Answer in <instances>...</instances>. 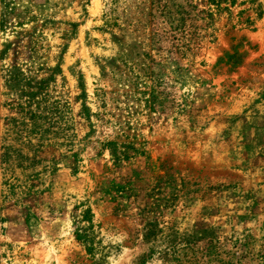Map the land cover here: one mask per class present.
Instances as JSON below:
<instances>
[{
  "label": "rangeland",
  "instance_id": "rangeland-1",
  "mask_svg": "<svg viewBox=\"0 0 264 264\" xmlns=\"http://www.w3.org/2000/svg\"><path fill=\"white\" fill-rule=\"evenodd\" d=\"M160 2L0 4V264H264V0Z\"/></svg>",
  "mask_w": 264,
  "mask_h": 264
},
{
  "label": "trees",
  "instance_id": "trees-1",
  "mask_svg": "<svg viewBox=\"0 0 264 264\" xmlns=\"http://www.w3.org/2000/svg\"><path fill=\"white\" fill-rule=\"evenodd\" d=\"M18 0H0V4H4L7 8V12L5 13V16L11 15L15 11V5ZM117 1V0H115ZM161 0H152V4L157 3L158 5L161 4ZM169 1V0H166ZM187 3L186 7L180 8V10L177 11L178 14V21L176 30H178V33L174 32V39L177 42L176 49L177 52H181L183 48H185L186 43L184 42V39L186 38L187 32L189 30H192V27L197 24L198 21H203V24L209 17L213 15L215 12H220L221 10L226 9L225 6H222L223 4L227 3H233L234 0H183ZM115 4L110 5L109 12H113L115 9ZM166 7V4H163V8ZM107 14V13H106ZM4 15V13H0V18ZM18 25H21V23H18ZM3 24L0 19V29L2 28ZM157 234V231H155V227L150 224L147 227V232L144 234V238L150 239L151 237H155ZM170 241H177L176 238L170 237Z\"/></svg>",
  "mask_w": 264,
  "mask_h": 264
}]
</instances>
